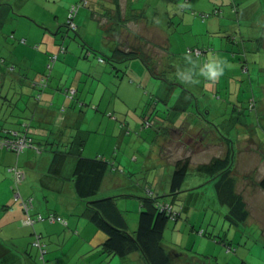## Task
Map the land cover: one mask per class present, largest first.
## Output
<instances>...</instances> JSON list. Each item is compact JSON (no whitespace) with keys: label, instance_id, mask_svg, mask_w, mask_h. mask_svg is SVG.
Here are the masks:
<instances>
[{"label":"rangeland","instance_id":"rangeland-1","mask_svg":"<svg viewBox=\"0 0 264 264\" xmlns=\"http://www.w3.org/2000/svg\"><path fill=\"white\" fill-rule=\"evenodd\" d=\"M45 1L0 0V9L15 7L12 10L17 14L14 19L10 16L3 23L4 28L0 29V60L3 57L11 61L8 52L22 38H26L29 41L26 43L32 47L36 44L43 45L46 42L43 37L48 36L45 35L42 29L34 32L31 31L33 24L30 26L25 25L24 20L28 17L32 20L33 18L28 16L26 12L19 10L21 8L28 11L35 8L33 9L34 14L37 17L42 14L43 18H45ZM53 1H57L58 6L66 2V0H49V2ZM196 1L198 0H139L135 4V6L145 5L142 17L145 22L150 24L153 21L164 24L163 21L170 15L168 13L170 5L179 4L180 7L182 5L186 7L181 8L177 16H174L173 21H175V24H173V30L171 31L173 37L170 39V46L166 50L163 48L166 52L164 54L167 55L163 54L161 60H170L166 64H159V66H157L155 60L151 58L149 60V64L155 70V74L147 68L141 59L130 60L129 73L125 68H122L120 72L119 70L111 71L108 68L110 64L108 59L111 56V52L104 38H102L104 31L101 32L96 20H88L93 11L99 10L103 4L105 6L109 5L108 0H90L89 5L80 11L79 14L85 21H90L89 24L88 22L86 24L87 28L82 25L79 32L74 30L67 31V28H64L62 24L60 26L62 31L59 34H55L56 32L53 28H49L47 34L57 37L59 43L64 40L67 53L72 51V48H75L74 54L77 58L95 61L97 65H100L98 70L97 67L92 68L97 70V73L90 72L82 80L78 98L84 103L75 109L77 116L84 120L83 129L92 132L97 131L93 133L92 140H89L90 147L95 149L97 148V142L100 143L103 139L111 138V136L107 138L104 135L106 123H103L102 128L100 123L104 118H110L104 107L112 94L118 100L120 109L121 107L124 109L123 111L117 110L114 114L120 117L121 114L119 112H123L133 118L131 124H129L131 133L127 134L124 129V133L122 129H120V132H114L112 151L108 152V154L102 153L112 163L114 162V166L119 165V161L124 159L125 163L122 164L123 168L121 169L125 171L124 167H126L127 172H120L119 178L121 177V179L118 182L129 180L144 184L147 173L155 175L157 172L156 166L154 168H143L142 165L137 168L136 166L144 158L146 159L151 149H157L159 145L157 143L162 131L167 137L169 136L168 142L164 144L163 152L182 157L186 155L192 156V162L183 184V189L186 191L180 193V197L176 200H173L171 196H168L167 199L162 198L165 202H173L177 206L183 205L182 207L184 208L182 217L177 221L171 220L169 222L165 230L166 239L175 241L179 247H184L180 251H185L191 255H199V260L193 257L190 259L192 264H264V188L260 186V181L264 177V47L260 46L255 52L254 44L251 41L256 39L259 34L256 28H252L253 25H249L244 21L241 23L238 21L236 25L235 21L232 20L233 16L231 19L226 18L230 12L231 5L223 7L225 17L219 18V16L212 15L208 18L210 20L207 19L208 21L205 22L199 16L201 10L198 12ZM258 1L260 0H236L241 12L256 5L264 9V6L261 7L258 5L259 3H256ZM199 4L200 2L197 3V5ZM112 7L115 6L112 5ZM182 16L185 20L182 19ZM220 19H223L224 24L226 22L229 25H236L237 30L235 33H226L225 31L218 38H214L215 36L212 34H207V23H215L217 21L218 23L213 31H219L217 27ZM199 21L205 22L204 28L199 26ZM77 22L79 23V19H77ZM16 25H19V30H17ZM141 31L146 33L144 29ZM202 32H205L203 36L205 40L203 41L202 39L199 40ZM61 33L64 36L66 35L65 39H63ZM147 33L149 36L152 35H150L149 29ZM28 35L36 37V40L31 39L30 41ZM229 36L231 39L228 38ZM148 37H146L147 41H149ZM60 38L62 39L61 41ZM120 39L125 41V36L120 37ZM131 42L126 46L121 45L123 48H141L143 51H148L151 56L155 54V45L152 43L141 44L137 36L133 37ZM33 44L35 45L33 46ZM29 45H27V48H29ZM207 45L211 46L213 50L204 55V60H201L202 56L197 57L187 52L189 46L203 47ZM88 48L95 52L85 56ZM227 49L229 52L223 51ZM17 53L28 54L26 52ZM213 55H215L216 59H213ZM24 57L26 56L22 55L19 60L14 61L17 65L14 70H9L7 65L0 61V91L6 95L8 88H11V95H16L17 98L20 95L17 102L0 97V113L2 114L0 117V128L3 125H9L8 121L17 119L23 113L18 111L17 104H23L26 99L29 100L32 98L30 96L34 95L32 92L33 88L29 85V80L34 79L37 72L48 71L45 62L41 65V61L34 62L32 58L22 60ZM99 58H105L106 62H100ZM61 59L62 57H60ZM207 59L209 60V65L205 67L204 62ZM189 60L192 62V66L186 65ZM211 60L215 61V63ZM245 60L248 62L249 70L242 67V63H245ZM69 64L74 67L72 70L80 69L76 68L78 67L77 63L70 62ZM81 65H84V63L81 62ZM86 73L88 74V71ZM217 73L220 76H217ZM63 74L64 72L60 75ZM19 75H25V78H20ZM65 75L67 76L68 74ZM69 75L73 77V74ZM54 76L56 77L55 74ZM25 79L28 80L24 82ZM60 81H62V87L67 85L66 78L63 77V80L61 79ZM171 81L177 82V85L173 84L171 86ZM194 84L196 85L195 87ZM218 86L217 90L216 87ZM201 87L206 89L203 90ZM225 87L227 91H224ZM184 88L194 90L195 96L197 95V98L193 96L194 102H189ZM86 97H88L87 100ZM179 98L184 100L185 110L173 108V102L175 103ZM250 98H253L250 101L252 107L248 106ZM3 104H6L4 108ZM93 104L98 106V109L94 108ZM149 106L155 107V113L152 112L150 114ZM235 106L236 108H234ZM237 106L240 108L245 107L244 113L241 114ZM72 110L74 108H71V112H73ZM186 110H189L188 114L190 115L187 122H192L193 126H195L190 130L191 132L187 130L188 126L185 123L187 118ZM31 114H33L32 111H30ZM66 114H69V112H66ZM149 115L155 123L153 126L143 127V122ZM38 117L37 115V120ZM243 118L249 119L248 125H237L234 123L235 120ZM172 120L175 121L174 127L173 124H163ZM172 127L178 130L172 131ZM207 128L214 130V133L210 132L209 136L206 135ZM71 129H73V126ZM248 131L255 133L257 138L255 137L254 140L246 139ZM118 142H120L119 147ZM229 143L233 147L235 156L234 177L237 184L236 189L243 196L250 212L246 222L237 223L227 216L228 207L219 201L214 180L197 168L199 163L208 162L213 157H224ZM64 144L66 143L62 142V145ZM74 152L76 154L78 150ZM116 153L118 154L115 157ZM125 155L127 156L124 157ZM126 159L135 162L132 172L126 166ZM74 164L75 157L70 154L64 168V176L71 173ZM109 182L114 185L116 181L109 180ZM122 186L124 187V185ZM121 191L113 193H121ZM101 195L103 194L99 193L97 196ZM132 199H135L140 204L139 198L133 197ZM124 200L122 198L120 201L121 207H124ZM82 202L86 204L84 201ZM122 209L131 222L138 219L137 206L129 203V207ZM202 229L204 231L203 235L198 233V230ZM26 247L31 255L35 257L34 260L40 264L38 248L32 243L30 245L27 243ZM81 255L87 256L88 253L83 252L79 256L85 264L93 261L90 258L85 261ZM121 260V257L118 256L114 263L111 264H122ZM170 264H189V258L172 255Z\"/></svg>","mask_w":264,"mask_h":264},{"label":"crops","instance_id":"crops-1","mask_svg":"<svg viewBox=\"0 0 264 264\" xmlns=\"http://www.w3.org/2000/svg\"><path fill=\"white\" fill-rule=\"evenodd\" d=\"M108 1H109V5L105 6L103 4V6L99 10L93 11V14L89 17L88 20L91 21L93 19L96 20L98 26L100 27L101 32L104 31V36H102V38H104L106 45H108L111 54L113 53L115 46L117 44H123L126 46L132 43L131 41L133 37L135 38L137 36L141 44H146L148 42L149 44L152 43L153 45H155V49H154L155 54L153 56H151L148 51H146V53L149 55V57H151L153 60L156 61L155 63L157 64V66H159V64L162 63L166 64L170 59H163L167 61H162L161 57L163 56L164 53H166L163 50V48L166 50V48L170 46L169 42L170 39H172L173 37L171 31L173 30V24H175V21H173L174 16L175 15L177 16L181 8H186V7L183 5L180 7L179 4L170 5L168 7L169 8L168 13L170 15L165 19V21H163L164 24H161L158 21H153L152 24H150L149 22H145L144 18H139V14L145 11V7H144L145 5L135 6V4L139 2V0H121L120 15H118L117 8L114 4V0H108ZM217 1L220 3L224 2L230 4V0H217ZM77 2H81V0H66L64 4L58 6L57 1L49 2V0H46L44 5V9H45L44 14L46 16L45 18H43L42 14L39 17H37L33 11V9L35 8H32L31 10L28 11H25V9H21V8L19 9L21 11L26 12L28 16L33 18L32 20L31 18L28 17L26 20H24L26 26H30L32 24L34 25L32 26L31 31L35 32L38 31L39 29H42V31L48 37H43V39L46 40V42L43 45L39 44V46H37V44L35 43L36 45L33 44V46L35 45L34 47L26 43L28 41L27 39L25 44L24 42H18V43L16 42V46L8 52L10 60L12 61L19 60V58L22 55H24L26 57H24L22 60H27V59L29 60L32 58L34 62L41 61V65H43L44 62L46 63V68L48 69V71L37 72L36 77L32 80H29V85L31 88H33L34 81L40 78L43 74H47V73H51V74H48L50 76L47 80L48 81L47 86L43 91H41L42 99L36 100L34 97L30 98L28 102L29 109L26 110V112L32 111L34 114L33 126L30 128V131L32 132V136L34 140H36L40 146H43L42 150L36 146L35 147L30 146L25 148V150H23L21 153H18L17 151L8 149L0 145V262L1 264H38L34 260L35 257L31 255L29 249L26 247L27 243L29 245L32 243L36 234L41 235L43 241L46 244V250H47V252L45 253V259L42 258V254L38 250L39 251L38 253L40 254V256H38L40 257L39 258L41 262L40 264H85V262L79 258L80 254L83 252L88 253L87 256L81 255L82 257H84L85 261L88 260V258H90V260H93L92 262L91 261L87 262V264H95L96 262H97L96 264H111L114 263L116 259L115 256L111 258V257H107L106 254H102L101 252H98L100 249L99 245L102 244L103 241L105 240V235L91 222L88 215V207L86 201L82 200L75 191L74 183L72 181L74 167L71 173L68 174L67 176H64V169H63V173L58 176L53 175L48 171L52 159V152H51L52 148L65 150L68 152L70 150L76 151L78 149L77 148L75 149L71 145V142H73L74 140L80 142L82 141L81 140L82 138L84 140V145L81 151L82 155L84 154V156L87 157H94L97 154L96 156H103L107 158L102 153L108 154V152L112 151V143L114 142L113 138L115 137L114 132L115 133L117 131L120 132V129H122L123 133L124 131L127 134L131 133L129 124H131L133 118L130 117L129 115H125V113L123 112H119L121 114L120 116L121 118L114 114V112H116L117 110L123 111L124 109L123 107H121L120 109L118 100L114 97V94H112L111 98L109 99V101L106 102L104 107V110L108 112L110 118H104L100 123L101 128L103 123L104 122L106 123V129L104 130V135L107 138L108 136H111V138L107 140L103 139L100 143L97 142V148L95 149L93 147H90L89 140H92L93 133L97 131L92 132L90 130L83 129L84 120H82L80 116H77V113L75 112L76 111L75 109L77 107L74 106L71 107L72 102H70L69 98L66 97V93H65L66 88H69L71 86L75 87L77 90L79 89V93H80V86L82 80L85 79L90 72L97 73V70L100 67V65H97L95 61L83 60V58H77V56L74 54L75 48H72V51H69L68 53L60 52L59 47L61 43H64L63 42L64 40L61 41L62 39L60 38L61 42L59 43L57 37L49 36L47 34L49 28H53L56 32L55 34H59L62 31V29L61 30L59 29V26L66 23L69 7L71 6V4ZM198 2H200L199 5H197ZM263 2L264 0H260V3ZM112 5H114L115 7H112ZM196 6L198 7V10H209L214 5L212 3V0H198L196 1ZM12 8L15 9V7ZM12 8L0 9V29L4 28V24L1 23V20H4L5 22L10 16L13 19L14 17L17 16L15 11L12 10ZM83 8L84 7H81L79 9V13ZM79 13L75 18L76 23L78 25V30H77L78 32L80 31L82 25H84V27L87 28L86 24L87 22L88 24L90 22V21L86 22L85 19ZM245 13L249 14L246 17L247 21L245 22H247V24L249 25H253L252 28H256V31L259 32L257 39H253L252 41L250 40L251 43L254 44V48L256 52L260 46L264 47V9L260 8L255 10L254 8H247ZM232 14L233 11H231L230 9V12L227 14L226 18L231 19V17L233 16ZM220 17H225V12L224 15L219 16V18ZM77 19H79V23L77 22ZM183 20H185V18ZM208 20L206 19L203 21L207 22ZM35 21L39 23H36ZM205 22L202 23V21L201 22L199 21L198 24L201 28H204ZM217 23H218L217 21L215 23L213 22L207 23L208 24L207 34L214 35L215 36L214 38L219 37L218 34H215L213 31ZM235 24L237 23L235 22ZM16 28L17 30H19V25H16ZM217 28H219L218 31L220 32L219 34H223V32L225 31L227 33L234 30L236 28V25H232V24L229 25L226 22L224 24L223 19H220L219 26ZM142 29L146 30V33H143L141 31ZM148 29L151 32L150 35L152 34L151 36H149L147 33ZM61 35L63 36V39L66 38V35L64 36L62 33ZM204 35L205 32H202L199 36V40L200 39H202V41L205 40V38H203ZM28 36L30 38V41L31 39L36 40V37H32L31 35ZM124 36H125V41H122L120 37L122 38ZM146 37H148L149 41H147ZM27 45H29V48H27ZM36 50H38V52H36ZM223 51L229 52L228 49ZM17 52H26L29 55L24 53H17ZM54 53H59V56L56 59V61H54L52 70H50L48 68V64H49L50 56ZM60 57H62L61 60ZM135 59L143 60L139 56L133 57L130 60H135ZM213 59H216L215 55H213ZM130 60L127 61V65H126L127 72L130 71ZM159 60H161L162 62ZM70 62L77 63L78 67L76 68H80V69H76V71L72 70V68L74 67L71 66V64H69ZM81 62H83L84 65H81ZM212 62L215 63V61ZM186 65L192 66V62L189 60L186 62ZM12 66L13 65L10 64L9 68L11 69L9 68L8 69L14 70ZM154 66L157 67L156 65ZM95 67H97V70L92 69ZM108 68L111 69V71L116 70L114 68V65L111 63L108 65ZM87 71L88 74L86 73ZM62 72H64V74L60 75ZM157 73L159 72L157 71ZM54 74L56 75V77L54 76ZM65 74L68 75L66 76ZM69 74H73V77L70 76ZM217 76H220V74L217 73ZM19 77L20 78L23 77L24 79L25 75L24 76L19 75ZM53 77L54 79L52 80ZM63 77L67 79L66 81L67 85L65 86L63 85L62 87L61 86L62 81L60 80L61 79L63 80ZM27 80L28 79H25L24 82H26ZM176 83L177 82L175 81H171L170 85L171 86L173 84L177 85ZM195 86L196 85L194 84V87ZM216 88L218 90L219 86ZM201 89L204 90L206 88L201 87ZM263 89H264V85H263ZM184 91L187 93L189 102L191 101L194 102L193 94L187 91L186 89H184ZM224 91H227L226 87ZM8 92L11 93V91ZM87 99L88 97H86V100ZM183 102L184 100L179 98L178 100L175 101V103L173 102V108L177 110L180 107L183 108L182 106L186 107V105H184ZM33 104L34 107L32 108ZM65 104L69 106L65 111H63L61 110V108ZM5 106L6 104H3V108ZM93 107L98 109V106L94 104ZM71 108H74V110H72L73 112H71ZM198 108L200 110L199 106ZM234 108H236V106ZM66 112H69V114H66ZM188 112L189 110L185 111V114H187L185 123L188 126L187 130L191 132L190 130L193 129L195 126H193L192 122L190 123L187 122L188 117L190 116ZM199 114L201 113L199 112ZM1 115L2 114L0 113V117ZM37 115L39 116L38 120H37ZM246 119L247 122H249V119L248 118ZM234 123H236L237 125H243V121H240V119L235 120ZM163 124L164 125L173 124L174 127L175 121L174 120L169 122L167 121L164 122ZM17 126H18L17 123L6 125V127L8 128H16ZM72 126L73 129H71ZM127 128L129 132L127 131ZM167 128L169 127L167 126ZM213 131L214 130L207 128L206 135L209 136L210 132ZM54 137L58 139V141H60L61 144L60 143L49 144L54 140ZM255 137H256L255 133H251L248 131L245 138L249 140L250 139L254 140ZM168 138L169 136L167 137V135L164 134V132L162 131V134L160 135L159 141L157 143L159 144L157 149L156 150L151 149L146 159L144 158V160H142L140 163H137L138 164L136 166L137 168H139L140 165H142L143 168H150V167L154 168V166L157 167L156 168L157 172L155 173L154 176L153 173H147L146 181L144 184H141V182L136 183L134 181H129V180L126 182H118V180L121 179V177L119 178L120 172L126 171V167H124L125 171L121 169L123 168L122 164L125 163L124 159L119 161V165L115 163L117 166L113 165V167H110L105 174L103 183L101 185V189L99 191V193L103 194L101 196L116 195L117 203L120 207H121L120 201L122 200V198H124L125 199L123 202L124 207H121V209L125 207H129V203L138 207V219L131 222L127 218L129 226L133 230H136L138 227L139 212L142 204L141 198L144 196H148L147 194L148 188H151L155 192V195H159L163 199H167V197L170 196L168 194L170 192L172 168L174 162L180 157V155L176 156L171 153L163 152L164 144L168 142L169 140ZM62 142H65L67 145L66 144L62 145ZM117 144L119 147L120 142H118ZM226 151H228V148ZM117 154L118 153L115 154V157L117 156ZM126 156L127 155H125L124 157ZM74 157L76 162L77 157L76 156ZM126 162H127L126 166H128L130 168V172H132L131 170L134 169L133 164L135 162L133 161L131 162L129 159H126ZM13 165H19L23 169L25 177L21 183L17 182L16 179L13 177L12 173L9 171L10 166ZM134 171L138 172L136 170ZM109 180L116 182L113 185L111 184V182H109ZM122 185H124V187ZM120 190L122 191L125 190V191L123 192L121 191V193H113V192H120ZM18 195H21L22 197H32L34 212H41L45 214H47L48 212H56L61 214L63 217H65L68 223L65 224L62 222L40 221L37 222L35 228L32 226L23 225L22 219L26 216V213L19 201ZM133 197L139 198L140 204H138L135 199H132ZM179 197L180 195H178V197L176 198ZM127 198L130 199L127 200ZM82 201H84L86 204H83ZM34 229H36L37 233H34ZM167 244L172 251L171 260H172V255L175 257L186 256L188 258L199 256L197 254L191 255L186 253L185 251H180L184 247H179L178 243H176L175 241H169V243ZM36 259L38 260L37 257ZM121 261L122 264H147L140 252H134L126 256L125 258H122ZM189 264H190V259H189Z\"/></svg>","mask_w":264,"mask_h":264},{"label":"trees","instance_id":"trees-1","mask_svg":"<svg viewBox=\"0 0 264 264\" xmlns=\"http://www.w3.org/2000/svg\"><path fill=\"white\" fill-rule=\"evenodd\" d=\"M89 1L87 0L86 3L82 2H77L71 4L69 7L66 23L63 24L68 30H73L69 28V20L71 18V9L73 6L80 5L76 15L74 16L73 20L76 22V17L79 13V9L81 7H86L89 5ZM190 1V0H188ZM213 7H211L209 10H200L198 12L199 16L203 19L206 20L210 18V16H222L224 15V10L223 7L225 5H231V11H233V18L232 20H235L237 23H241L242 21L245 22L247 19L246 17L249 15L248 13L246 14L245 11H239L238 3L236 0H230V4L224 3V2H219L217 0H212ZM259 3L261 7H263L264 2L260 3V1L256 2ZM255 3V4H256ZM114 4L117 8L118 15H120V10H121V0H114ZM221 4V5H219ZM255 10L260 9L257 5L253 7ZM141 12L139 14V18L142 17ZM1 23H4V20H1ZM77 24V23H76ZM237 25V24H236ZM62 26V25H60ZM59 26V29L61 30ZM237 30V27L230 31L234 32ZM75 32H78L77 30H74ZM228 32V33H230ZM215 34H218L220 37V32L214 31ZM259 34V32H258ZM13 37V35H11ZM258 37V35H257ZM256 37V39H257ZM231 39V37H228ZM20 42H26V38H22ZM39 46V44H37ZM60 52L65 53L67 52V47L64 45V43L60 44ZM199 50L200 53H197L196 51ZM213 48L211 46H203V47H193L189 46L187 48V52L189 54H193L195 56H202L201 60H204V55H207L208 53L211 52ZM91 52H95L94 50L88 48L87 52L85 53V56H89ZM59 53H54L50 56L48 68L52 70V66L54 61L58 58ZM141 57L146 64V66L151 70L153 74H155V70L152 69L151 65L149 64V60L151 57L146 53V51L142 50L141 48H123L121 44H117L115 46V49L113 53L111 54L110 58L108 61H110L111 64L114 65V68L116 70H120L122 68L126 69L127 61H129L133 57ZM152 59V58H151ZM247 60V59H246ZM245 60V63H242V67L246 70H249V65L248 62ZM2 63H5L7 65V68H9L10 64H12V68L15 69L17 66L14 61H8L5 58H1L0 60ZM100 62H106L105 58H99ZM119 64V65H118ZM209 60L207 59L204 62V66L208 67ZM9 65V66H8ZM247 65V66H246ZM11 69V68H9ZM207 69V68H206ZM127 71V69H126ZM51 73L43 74L40 78L36 79L33 83V94L30 97H34L36 100L42 99V94L41 91L45 89V87L48 84V78ZM71 88L75 87H69L66 88V97L69 98L71 103V106L78 107L79 105H83V101L78 98L79 94V89L71 94L70 90ZM188 89V88H184ZM8 91H11V88H8ZM187 91L191 92L194 97L195 93L188 89ZM10 92H7L6 95L0 91V97L8 99H12V101H16L17 98L16 95H11ZM196 99V98H195ZM253 98H250L248 100V106L252 107L251 105V100ZM28 102L29 100H25L21 105H16L18 111L23 112L21 115L17 117L15 120H10L8 121L9 124L17 123L16 128H8L5 125H3L0 129V139L3 138H8V137H22L26 138L27 145L21 150L17 151L18 153H21L25 148L27 147H38L42 150L43 146H40L36 140H34L32 136V132L30 131V128L33 126V119H34V114L30 115V112H26L28 108ZM38 102V101H37ZM257 102V100H256ZM69 105H63L61 110L65 111ZM34 107V104L32 108ZM183 108H178V110H184L185 106H182ZM240 109V113H244L245 107H238ZM21 109V110H20ZM155 107H150V114L153 112L155 113ZM199 109V108H198ZM29 113L28 115H26ZM242 118V117H240ZM146 121H150L151 123L148 125ZM240 121H243V125H248L247 119L243 118ZM144 125L145 126H153L155 121L150 118V115L145 118L144 120ZM172 131L178 130L175 128H171ZM127 131L129 132L128 128ZM82 141L77 142L73 141L71 142V145L76 149H78V153L75 154L74 150H70L69 152L64 151V150H59V149H51L52 152V159L49 165L48 171L52 173L53 175H61L63 173V169L65 167V164L67 163L68 157L70 154H73L74 156L77 157L75 166L73 169V176H72V181L74 183L75 191L77 195L87 203L88 207V215L89 219L91 222L103 232L105 235V240L103 241L102 244L99 245V251L102 254H106L107 257H121L125 258L126 256L134 253V252H140L143 258L145 259L147 264H170L171 262V249L168 246L167 243H169L168 239H166L165 236V230L171 220L177 221L180 217H182V213L184 208L181 206L174 205L173 202H165L162 200V198L159 195H155V192L151 189H147V194L148 196H144L141 198L142 204L139 212V221H138V227L136 230H133L130 228L127 216L125 215V212L117 203V196L116 195H110V196H101L98 197V193L101 189V185L103 183L105 174L107 170L110 167H113L114 162L108 158H105L103 156H96V157H87L82 155V147L84 145V140L81 138ZM40 143V142H39ZM61 142L58 141L54 137V140L49 143V144H58ZM12 150V149H11ZM164 150V149H163ZM15 151V150H14ZM233 147L229 143L228 151L224 157H213L210 161L208 162H203L199 163L198 165V170L202 171L203 173H206L211 177L212 180H214V186L215 190L217 193V197L219 201L228 207V212L227 216L232 219L235 222H246L250 216L249 209L247 207V203L244 200L243 196L241 195L240 192L237 191V184H236V179L234 177V153H233ZM192 162V156L191 155H186V156H180L173 164L172 168V174H171V182H170V192L168 195H170L173 200H176L178 195L182 193L183 191H186L183 189V183L186 179L187 173L189 171L190 165ZM10 167H15V165L10 166ZM19 169L23 171V169L19 166L16 165ZM13 177L14 172L12 170H9ZM23 180V179H22ZM20 181V183L22 182ZM260 186L264 188V177L260 181ZM17 189V188H16ZM149 190L153 192V194L149 193ZM22 197V196H21ZM24 198H31L32 197H24ZM21 203V199H19ZM168 204L169 208H164L162 209L161 204ZM22 205V204H21ZM23 207V206H22ZM24 209V208H23ZM25 211V210H24ZM26 213V212H25ZM50 213H55L57 215L62 216L59 213L56 212H48L47 214L41 213V212H34L33 211V200H32V208L30 210V214L33 217H37L39 214L47 216ZM63 217V216H62ZM24 219V218H23ZM22 219V223H23ZM64 221L61 220H55L51 221L48 218H44L41 220H36L33 225H28L32 226L35 228V225L37 222L40 221H49V222H62L67 224V219L63 217ZM23 225H26L23 223ZM34 233H37L36 229H34ZM198 233L203 235L204 231L198 230ZM34 240L32 241V244L34 245ZM35 247L38 248V250L42 254V258L45 259V253L42 251V249L36 245ZM30 254V253H29ZM192 258V257H191ZM189 257V259H191ZM193 258H197L198 260L200 259L198 256H195ZM197 260V261H198ZM1 264V262H0ZM192 264V262H190Z\"/></svg>","mask_w":264,"mask_h":264},{"label":"built area","instance_id":"built-area-1","mask_svg":"<svg viewBox=\"0 0 264 264\" xmlns=\"http://www.w3.org/2000/svg\"><path fill=\"white\" fill-rule=\"evenodd\" d=\"M87 0H82V2L86 3ZM80 5H77L76 6H73L72 9H71V18L69 20V28L73 29V30H78V25L76 24V22L73 20L74 16L76 15L77 13V10L79 8ZM197 53H200L199 50L196 51ZM76 91V88H71L70 92L71 94H73L74 92ZM146 123L149 125L151 122L150 121H146ZM0 145L8 148V149H12V150H15V151H21L26 145H27V141H26V138H22V137H18V138H15L13 136L11 137H8V138H1L0 139ZM9 170H12L14 172V176H15V179L17 182H20L22 179H24L25 177V174L24 172L19 169L18 167H10ZM149 193L150 194H153L152 191L149 190ZM18 198L21 199V204L26 212V216L24 217L23 219V223L26 224V225H33L35 223V221L38 219V220H41V219H44L45 217L48 218L49 220L51 221H55V220H61V221H64L63 217L60 216V215H57L55 213H50L48 214L47 216L45 215H42V214H39L36 218L33 217L31 214H30V210L32 208V199L31 198H24V197H21V195H18ZM160 206H162V209L164 208H169L168 207V204H161ZM34 245L40 247L44 252H46V244L45 242L43 241L42 237L40 234H36L35 236V240H34Z\"/></svg>","mask_w":264,"mask_h":264}]
</instances>
